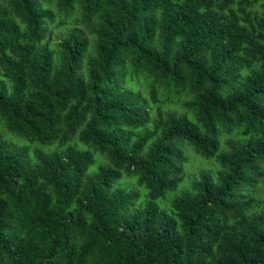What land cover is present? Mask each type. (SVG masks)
<instances>
[{
	"label": "trees",
	"instance_id": "trees-1",
	"mask_svg": "<svg viewBox=\"0 0 264 264\" xmlns=\"http://www.w3.org/2000/svg\"><path fill=\"white\" fill-rule=\"evenodd\" d=\"M0 124V264H264V0H0Z\"/></svg>",
	"mask_w": 264,
	"mask_h": 264
},
{
	"label": "rangeland",
	"instance_id": "rangeland-1",
	"mask_svg": "<svg viewBox=\"0 0 264 264\" xmlns=\"http://www.w3.org/2000/svg\"><path fill=\"white\" fill-rule=\"evenodd\" d=\"M51 10L53 11L54 21L50 22L49 24V30H51V34L48 36L46 35V39L49 37L50 45L52 47L55 46L56 42H58L61 38L67 36L70 31L73 29H77L81 32L82 36L88 40V46L91 49L92 43H93V37L89 34V28L85 24L77 23L76 20L71 18L70 16H65L63 13L58 12L54 6H50ZM75 14V18L78 17L77 13ZM72 15V16H73ZM74 17V16H73ZM87 53L85 54V57L83 60L87 58ZM137 88L141 90L142 94L145 97H148V88L146 87V82L140 78V80L137 83ZM159 98H163L162 95L158 94ZM185 100V98H184ZM154 107V105H153ZM164 111H173L177 114H185L187 113L186 107L183 105L182 101H176L174 103L165 104L163 107ZM232 135L222 134V141L229 138ZM0 137L10 150H25L27 152V159L31 160L34 158V154L36 152H50L55 150L57 147L56 145H43L39 142H31L27 139L8 132L1 124H0ZM234 137V136H233ZM72 145H76L78 147H82L83 149L89 150L94 158V163L91 164L88 167V172L96 171L98 166L100 164H103V156L100 152L94 151L93 148L83 144L81 141L78 140V138L74 137L71 141ZM181 143L177 144L181 148V150L184 152L185 157L188 159V161L183 165V181L178 185L177 189L174 191H170L165 195L164 198H160L156 201V204L160 208H165L167 210H171V202L173 201V198L176 196V194L180 193L183 190V187H186L191 179H195L198 177V174L200 171L207 170V168H213L215 167V161L210 159H204L201 156L197 155L191 146L188 144ZM124 179V178H123ZM136 183V180L133 179ZM122 182V180H119L117 183ZM133 184V183H132ZM137 184V183H136ZM134 186V185H133ZM131 187V186H127Z\"/></svg>",
	"mask_w": 264,
	"mask_h": 264
}]
</instances>
